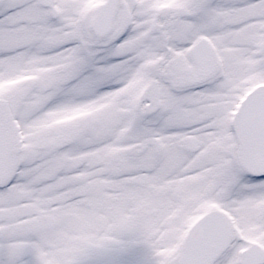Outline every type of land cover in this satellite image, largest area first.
<instances>
[{
  "label": "snow or ice",
  "instance_id": "1",
  "mask_svg": "<svg viewBox=\"0 0 264 264\" xmlns=\"http://www.w3.org/2000/svg\"><path fill=\"white\" fill-rule=\"evenodd\" d=\"M0 264H264V0H0Z\"/></svg>",
  "mask_w": 264,
  "mask_h": 264
}]
</instances>
